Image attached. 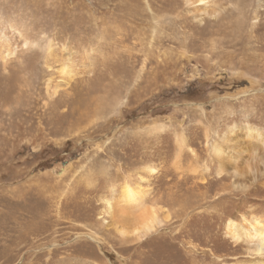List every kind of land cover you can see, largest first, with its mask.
I'll return each instance as SVG.
<instances>
[{
	"label": "rangeland",
	"instance_id": "obj_1",
	"mask_svg": "<svg viewBox=\"0 0 264 264\" xmlns=\"http://www.w3.org/2000/svg\"><path fill=\"white\" fill-rule=\"evenodd\" d=\"M260 1L198 23L185 0H0V264L259 259L225 233L264 216V175L216 179L205 133L264 132ZM125 184L169 216L140 241L118 232Z\"/></svg>",
	"mask_w": 264,
	"mask_h": 264
},
{
	"label": "bare ground",
	"instance_id": "obj_2",
	"mask_svg": "<svg viewBox=\"0 0 264 264\" xmlns=\"http://www.w3.org/2000/svg\"><path fill=\"white\" fill-rule=\"evenodd\" d=\"M260 2V0H257V6H259ZM184 5L186 11L192 14H190L192 19L198 23L206 16L215 19L227 9L226 5L221 4L218 6L216 0H185ZM248 16L250 30L249 33H246L247 37L244 39L247 41L255 37L250 35V33L253 32L257 25V10L252 8V12ZM246 29L248 31V28ZM237 42L233 45L234 47H240L243 44V42ZM24 43V45H27L26 41ZM212 134L213 136L211 137L209 131L206 130L205 137L209 139L207 142L209 143V156L216 165V179L229 178L232 180L230 184L233 190H245L264 175V166H261L257 159L259 157L264 158L263 131L245 124L241 127L230 126L221 136H217L213 130ZM177 144L179 149L183 148L184 140L178 138ZM147 170L150 173L153 171L152 168H147ZM145 191L140 187L133 188L128 184H125L121 191L118 202L120 207L118 210L120 211L117 212L116 219L119 220L122 226L118 232L125 238L131 237L140 241L149 236L169 217L166 215L167 213H161L160 215L159 211H156L154 207L142 204ZM109 202L112 203L111 201ZM110 203L106 202L105 206L107 208L104 207L107 214L112 213L113 210ZM241 223V225H238L233 221H228L225 234L235 243L244 240L247 244H250L253 248L250 254L259 259L250 258L249 260L230 264H264V216L251 217L249 220L242 218Z\"/></svg>",
	"mask_w": 264,
	"mask_h": 264
}]
</instances>
